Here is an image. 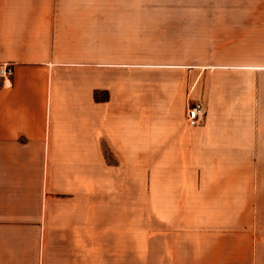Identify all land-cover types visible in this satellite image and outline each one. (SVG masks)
<instances>
[{
	"label": "crops",
	"instance_id": "0c3cea01",
	"mask_svg": "<svg viewBox=\"0 0 264 264\" xmlns=\"http://www.w3.org/2000/svg\"><path fill=\"white\" fill-rule=\"evenodd\" d=\"M93 3L0 0V65L15 67L12 87L0 82V264H61V245L62 264H72V219L64 215L72 207L54 200L92 195L108 179V156L137 162L126 158L142 147L149 163L197 165L181 166L165 183V208L180 217L195 211L198 256L210 264L244 252L252 258L264 242V126H226L215 116L192 132L172 123L167 114L181 105L187 77L152 74L220 62L182 42L142 41L141 14L97 11ZM141 82L165 84L163 95L148 99L147 129ZM96 91L110 99L96 101Z\"/></svg>",
	"mask_w": 264,
	"mask_h": 264
},
{
	"label": "rangeland",
	"instance_id": "374dc122",
	"mask_svg": "<svg viewBox=\"0 0 264 264\" xmlns=\"http://www.w3.org/2000/svg\"><path fill=\"white\" fill-rule=\"evenodd\" d=\"M93 2L97 11L141 14L142 41L182 42L190 53L220 62L194 63L199 67L152 74L162 81L175 75L187 77V88L180 91L181 105L176 104L167 114L172 123L186 126L189 107L201 104L205 116L199 127L213 116L226 126L255 122L264 126V0ZM164 86L154 88L141 82L143 129L149 126L148 99L155 93L163 95ZM169 91L174 97L178 93L175 88ZM95 94L98 102L110 99L108 92ZM257 115H261L258 120ZM148 151L142 147L138 158H126L138 160L132 163H116L108 156V179L94 185L92 195L54 200L66 210L72 207L64 214L72 219V244L68 246L72 264H210L198 256L195 211L190 212L193 219L189 221V211L180 217L165 208V183L181 166L195 171L197 165L149 163ZM184 184L188 186L187 181ZM66 250L61 245L56 253L61 264ZM240 255L229 264H264V242L254 244L252 258L250 252H244L242 259Z\"/></svg>",
	"mask_w": 264,
	"mask_h": 264
},
{
	"label": "built area",
	"instance_id": "2783aa9c",
	"mask_svg": "<svg viewBox=\"0 0 264 264\" xmlns=\"http://www.w3.org/2000/svg\"><path fill=\"white\" fill-rule=\"evenodd\" d=\"M14 72V64L5 63L0 65V82L3 88L9 89L12 87ZM204 116V107L201 104H195L187 110L186 123L189 127H198L201 125Z\"/></svg>",
	"mask_w": 264,
	"mask_h": 264
},
{
	"label": "trees",
	"instance_id": "16d2710c",
	"mask_svg": "<svg viewBox=\"0 0 264 264\" xmlns=\"http://www.w3.org/2000/svg\"><path fill=\"white\" fill-rule=\"evenodd\" d=\"M96 98H97V94H95ZM98 99V98H97Z\"/></svg>",
	"mask_w": 264,
	"mask_h": 264
}]
</instances>
